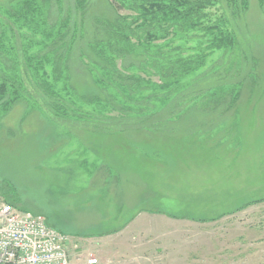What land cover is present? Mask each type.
Segmentation results:
<instances>
[{"label": "rangeland", "instance_id": "374dc122", "mask_svg": "<svg viewBox=\"0 0 264 264\" xmlns=\"http://www.w3.org/2000/svg\"><path fill=\"white\" fill-rule=\"evenodd\" d=\"M26 1L0 0V22L7 26L0 24V78L19 83L23 52L31 45L36 58L46 29L35 0H30L35 19L27 17L26 24H15L7 13L27 15ZM87 2L92 15L108 14L107 0ZM260 2L249 0L239 18L226 13L225 29L237 44L213 53L202 69L212 76L194 81L192 92L170 109L137 107L127 99L135 115L102 112L119 121L106 122L89 108L57 116L39 101L44 94L38 82L24 76L21 100L10 103L8 112L1 108L6 101L0 102V202H16L66 234L70 264L91 259L98 264H264ZM59 3L64 12L76 6V0ZM53 5L56 16L58 1ZM220 7L211 10L214 20L224 17ZM46 71L51 68L45 65ZM75 79L79 94L102 97L89 78L78 73ZM80 114L83 119L74 121ZM210 131L221 137L195 142L193 136ZM213 218L220 222L201 221ZM126 226L123 237L102 239Z\"/></svg>", "mask_w": 264, "mask_h": 264}, {"label": "trees", "instance_id": "16d2710c", "mask_svg": "<svg viewBox=\"0 0 264 264\" xmlns=\"http://www.w3.org/2000/svg\"><path fill=\"white\" fill-rule=\"evenodd\" d=\"M55 1L59 5L56 16L53 0H35L37 15H43L41 23L46 28L41 32L43 46L35 54L41 60L37 61L30 54V45L17 67L21 64L22 69H17L21 85L18 81L0 78V102L6 101L1 107L4 112L10 110V103H17L23 97L24 76L29 83L38 82L44 94L39 101L57 116L67 117L74 108L100 112L97 117H103L102 112L109 109L125 116L135 115L130 112L135 107L127 105V99L136 102L137 107L142 103L148 105V109H170L172 104L182 100L183 93L192 92L194 81L212 76L202 69L213 53L237 44L235 34L225 29L226 13L239 18L249 6V0H107L108 14L92 15L87 0H76L75 8H68L66 12L60 8L61 0ZM260 1L263 6L264 0ZM217 5H221L224 17L214 20L211 10ZM22 10L28 14L21 18L16 17L14 9L7 10L15 18V24L22 21L26 24L27 17L35 19L30 0ZM123 11L132 14L125 16L121 14ZM39 29L37 26L36 32ZM8 30L12 37L16 35L12 28ZM2 36L0 61L4 64ZM192 41L196 43L190 45ZM45 65L51 71L44 75ZM78 73L89 78L102 97L79 94L75 88ZM154 77L159 82L152 80ZM83 117L80 114L73 120ZM103 119L119 121L120 117ZM8 204L20 209L16 202Z\"/></svg>", "mask_w": 264, "mask_h": 264}, {"label": "built area", "instance_id": "2783aa9c", "mask_svg": "<svg viewBox=\"0 0 264 264\" xmlns=\"http://www.w3.org/2000/svg\"><path fill=\"white\" fill-rule=\"evenodd\" d=\"M69 245L45 217L0 202V264H70Z\"/></svg>", "mask_w": 264, "mask_h": 264}, {"label": "crops", "instance_id": "0c3cea01", "mask_svg": "<svg viewBox=\"0 0 264 264\" xmlns=\"http://www.w3.org/2000/svg\"><path fill=\"white\" fill-rule=\"evenodd\" d=\"M212 132V134H211ZM217 137H221V133L218 132V133H215L213 131H210V132H206V135H195L193 136V138L195 139V142L197 141L198 138H200V140H211V139H215ZM183 220H185L186 218H181ZM202 222L205 221L204 223L205 224H209V223H218L220 221H218V218H213V219H210V220H201ZM208 221V222H207ZM195 224H198L197 222ZM202 224V223H201ZM221 224V223H220ZM129 226V225H128ZM128 226H126L125 228H123L122 230H119V231H116L114 234L112 235H107V236H103L102 239L104 237H111V236H114V237H123V235L126 233L127 229H128ZM109 233V232H108ZM82 252V251H81ZM80 252V253H81ZM71 255L72 254H69V259H71ZM73 257V256H72ZM77 259H79V256L76 257ZM89 262V260H88ZM98 264V263H97Z\"/></svg>", "mask_w": 264, "mask_h": 264}]
</instances>
